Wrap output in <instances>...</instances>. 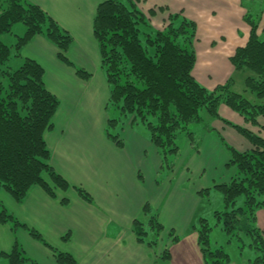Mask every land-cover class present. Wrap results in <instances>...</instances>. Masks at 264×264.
<instances>
[{"label": "crops", "instance_id": "crops-1", "mask_svg": "<svg viewBox=\"0 0 264 264\" xmlns=\"http://www.w3.org/2000/svg\"><path fill=\"white\" fill-rule=\"evenodd\" d=\"M28 1L40 7L73 40L66 53L72 65L61 61L58 48L41 35L27 43L19 57L11 58L13 67H20L26 59L37 62L44 70L46 89L59 100L45 141L51 166L71 188L57 189L54 198L34 186L22 203L1 191L0 200L25 227L0 223V256L18 243L24 255L37 264H58L54 250L70 254L78 264H203L193 228L205 202L200 192L229 182L236 173L228 168L231 157L223 142L233 144L240 152L251 151L253 146L235 129L211 116L214 127L209 125V130L201 132L199 150L194 151L190 142L184 150L179 148L181 154L173 163L172 173L165 172L149 132L140 130L132 117L115 128L121 138V145H117L108 136V121L112 119L108 115L110 86L93 28L97 8L107 0ZM133 1L156 30L166 27L170 15L195 23L197 60L193 76L210 91L244 75L235 70L231 58L249 41L248 15L257 19V35H264V0ZM19 37L14 35L15 39L5 42L13 46ZM77 69L88 72L90 79H81ZM219 115L264 139V116L258 119L259 127H253L225 105L219 107ZM196 179L205 181L196 184ZM72 187L85 190L92 202ZM146 204L165 228L154 249L139 244L132 230ZM257 222L264 230L262 210L257 212ZM28 229L37 231L51 248ZM170 232L178 242H173ZM167 249L170 260L161 258ZM3 258L0 264H6ZM231 259V264H245L241 257Z\"/></svg>", "mask_w": 264, "mask_h": 264}, {"label": "trees", "instance_id": "trees-1", "mask_svg": "<svg viewBox=\"0 0 264 264\" xmlns=\"http://www.w3.org/2000/svg\"><path fill=\"white\" fill-rule=\"evenodd\" d=\"M247 21L251 24L249 41L231 58L235 70L247 74L242 93L233 91L232 79L210 91L194 78L196 25L180 15H170L166 27L156 30L133 0H107L97 8L93 28L110 86L108 106L117 109L122 117H132L134 124L140 121L145 125L151 143L161 155L163 169L170 156L179 154L180 132H187L191 144H195L189 126L203 120V110L235 129L253 146L251 151L239 152L224 143L231 155L228 167L236 173L229 183L215 186L225 204L215 217L229 243L236 242L245 264H264V230L257 222V212L264 210V139L219 115V107L225 105L254 127H259L258 118L264 116V39L257 35V19L248 15ZM20 23L26 27L24 36L15 45H8L3 38ZM39 35L58 48L61 61L72 65L66 57L72 37L40 7L28 0H0V192L17 203H22L34 186L54 198L57 189L71 188L51 166L45 141L59 100L46 89L44 70L37 62L26 59L17 69L11 65V58L19 57L23 47ZM76 73L83 80L91 77L81 69ZM119 121L121 118L108 121V136L120 146L119 136L110 133ZM72 188L92 202L85 190ZM205 195H209L208 189L200 192L201 197ZM241 197L244 202L239 205ZM0 208L1 224L11 222L15 227H25L1 202ZM193 228L198 234L203 264H231L227 251L213 246L207 220L200 219ZM132 230L139 244L154 249L165 228L158 214L146 204ZM28 231L51 248L37 231ZM170 235L174 237L172 232ZM178 241V237L173 238L174 243ZM54 256L58 264H78L70 254L54 250ZM0 257L7 258L9 264H37L24 255L18 243ZM161 258L170 260L168 249Z\"/></svg>", "mask_w": 264, "mask_h": 264}, {"label": "rangeland", "instance_id": "rangeland-1", "mask_svg": "<svg viewBox=\"0 0 264 264\" xmlns=\"http://www.w3.org/2000/svg\"><path fill=\"white\" fill-rule=\"evenodd\" d=\"M25 31H26V27L23 24H21V23L20 24H16L13 27L12 34L10 35V37H8V38L6 37L5 41L8 40V39H9V41L15 39L14 35L23 36ZM261 39H264V35L261 37ZM12 62H14V61H12ZM17 67H19V66H17ZM17 67H14V68L17 69ZM243 74L244 75H242L241 78H236L235 81H234L233 91L236 92V93H242V91L244 90L245 78H246L247 74L246 73H243ZM108 115L112 119H119V117L122 118V121H119L118 126H119V124H122V122H127L129 120L126 117H122L120 115V112L117 109L112 108V106H110L109 109H108ZM201 116H202L203 120L200 123L191 124L189 126V131L194 134V138H195V144L194 145L191 144V142H190V140L188 138L187 132L183 131V132L179 133V135L177 137V144H178L179 148H182V150H184V147L186 146V143H188V142H190V144L193 147L194 151L199 150V146L201 145L199 136L201 135V132H203L204 129L207 130L209 125L211 127H214L213 126L214 124L212 125V121H211L210 116H209V114L207 113L206 110H203L201 112ZM138 123H139L138 125L141 126L140 130H145L146 132H148L147 129H145V127H144L145 125L142 122L139 121ZM248 124L251 125L250 123H248ZM110 133L112 135H116L117 134L115 132V128H111L110 129ZM120 140H121V138H120ZM224 143L225 142H223V144ZM229 145L232 148L234 146L231 143H229ZM226 151H227L226 153L230 155L229 151L228 150H226ZM179 152L181 154V151H179ZM169 159H170L169 160L170 164L168 162V166L169 167L165 166V169H164L167 174L174 172L175 165H173V163H177L178 156H176V157L170 156ZM189 159H191V158L189 157ZM168 168H173V170H169ZM228 168H230V167H228ZM228 168L226 169L227 173L229 171ZM231 169H233V168H231ZM203 181H205V180L204 179H196V180H194V182L196 184L200 183V182L203 183ZM227 183H229V182H227ZM209 184H210V182H209ZM221 184H224V183H221ZM205 190H207V189H205ZM208 190H209V195H205L204 196L205 197V202H204V205H203V207L201 209V217L197 219L196 225L199 224L200 219L207 220L209 225H210V227L212 228V230L210 232V236H211V240H212L213 246L214 247H223L232 258L238 259L241 256H240L239 249H238V246H237L236 242L233 241L232 243H229L226 233L224 231H222V227L220 225H218L217 219L215 217V213L216 212H218V211L220 212V211H223L225 209L223 194L221 193V191L215 189V186H213V187L208 186ZM0 202L2 203V205H4L3 201L0 200ZM243 202H244V198L241 197L239 199V201H238V204L242 205ZM5 208H6V206H5ZM0 210H1V208H0ZM262 211L264 212V210H262ZM260 221H261V218H260ZM3 259L4 260L6 259V264H9V261H8L7 258L4 257ZM160 264H165V263H160Z\"/></svg>", "mask_w": 264, "mask_h": 264}]
</instances>
